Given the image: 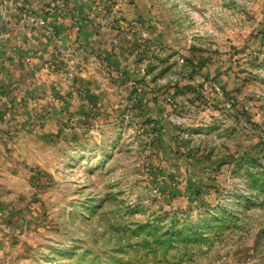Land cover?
Wrapping results in <instances>:
<instances>
[{
    "label": "rangeland",
    "instance_id": "obj_1",
    "mask_svg": "<svg viewBox=\"0 0 264 264\" xmlns=\"http://www.w3.org/2000/svg\"><path fill=\"white\" fill-rule=\"evenodd\" d=\"M142 6L0 114V264H264V0Z\"/></svg>",
    "mask_w": 264,
    "mask_h": 264
},
{
    "label": "crops",
    "instance_id": "obj_2",
    "mask_svg": "<svg viewBox=\"0 0 264 264\" xmlns=\"http://www.w3.org/2000/svg\"><path fill=\"white\" fill-rule=\"evenodd\" d=\"M142 1L66 0L67 9L59 11L55 0H0V114L30 99L38 83L61 75L53 70L58 58L79 77L91 64L125 56L123 28L143 11ZM31 16H45L53 30Z\"/></svg>",
    "mask_w": 264,
    "mask_h": 264
},
{
    "label": "built area",
    "instance_id": "obj_3",
    "mask_svg": "<svg viewBox=\"0 0 264 264\" xmlns=\"http://www.w3.org/2000/svg\"><path fill=\"white\" fill-rule=\"evenodd\" d=\"M55 6L59 11H64L67 9L68 4L66 0H55ZM31 19L38 24L45 26L48 31L51 32L53 30L52 25L49 23L48 19L45 16H31ZM143 33L147 32L143 31ZM228 104H230V102H228Z\"/></svg>",
    "mask_w": 264,
    "mask_h": 264
}]
</instances>
